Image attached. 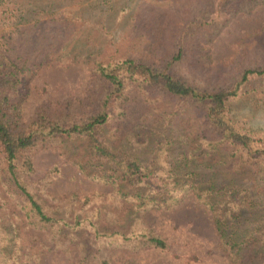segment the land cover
Wrapping results in <instances>:
<instances>
[{"label":"rangeland","instance_id":"1","mask_svg":"<svg viewBox=\"0 0 264 264\" xmlns=\"http://www.w3.org/2000/svg\"><path fill=\"white\" fill-rule=\"evenodd\" d=\"M39 1H46L41 8L49 10L48 17L42 14L38 24L29 26L25 50L30 69L16 91L23 99L25 123L42 111L53 116L72 114V118L92 111L102 90L93 69L97 60L136 58L166 67L187 83L208 90L228 87L245 69L264 65V0L252 5L246 0H29V7L37 10ZM180 47L181 55L175 58ZM202 113L196 104L170 97L160 88L144 92L133 85L125 101L117 104L111 123L115 134L109 135L114 146L148 158L150 141L186 139L189 127L201 124ZM228 113L238 128L264 140V73L242 84L228 102ZM81 154V147L67 139L38 146L32 152L33 171L26 178L42 201L61 204L73 193L90 197L99 207L103 227L127 229L128 204L116 198L110 186L79 171L76 161ZM205 158L210 167H198L200 177L225 182L231 161L218 163L219 155ZM252 167L249 183L256 189L264 187V160ZM238 177L242 180L243 174ZM14 201L0 182L2 210L16 209ZM213 215L192 193L168 210L149 207L140 213L141 221L164 237L168 246L111 245L107 247L110 262L264 264L260 241L244 247L235 261L220 243ZM18 226L26 264H75L83 249L99 246L92 235L82 232L74 241L57 243L44 231L22 222Z\"/></svg>","mask_w":264,"mask_h":264},{"label":"trees","instance_id":"2","mask_svg":"<svg viewBox=\"0 0 264 264\" xmlns=\"http://www.w3.org/2000/svg\"><path fill=\"white\" fill-rule=\"evenodd\" d=\"M246 1L252 5L262 0ZM44 3L39 1L38 9L32 10L29 0H0V182L18 209L3 211L0 205V264H26L19 222L46 232L57 243L74 241L80 232L92 235L99 246L83 249L75 264H111L107 249L111 245L164 249L166 239L144 225L140 213L149 207L168 210L189 193L213 212L220 243L235 261L249 244L260 241L264 246V187L256 189L249 183L254 176L252 166L264 160V140L238 128L228 113L230 99L248 79L263 74L264 65L245 69L228 87L208 90L187 83L166 67L136 58L97 60L93 69L102 90L92 111H81L78 118L42 111L25 123L23 99L16 91L30 69L25 50L29 26L38 24L42 14L48 17L49 10L41 8ZM181 49L175 58L180 57ZM133 85L144 92L160 88L170 97L196 104L203 110L201 124L190 126L186 139L150 141L148 158L114 146L109 133L115 134L111 132L115 109ZM61 139L81 147L76 165L85 177L110 186L114 196L128 204L124 210V218L130 219L127 229L103 227L99 207L92 205L90 197L73 193L61 204L40 199L26 178L33 171L32 152ZM216 155L218 163H232L228 175L225 172L227 182L218 178L204 181L197 171L200 166L210 167L205 157L216 159ZM239 174H243L242 180Z\"/></svg>","mask_w":264,"mask_h":264}]
</instances>
